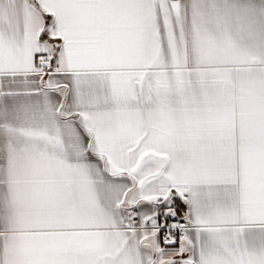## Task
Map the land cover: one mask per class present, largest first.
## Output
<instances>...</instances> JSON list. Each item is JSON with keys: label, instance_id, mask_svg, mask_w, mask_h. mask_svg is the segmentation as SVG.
<instances>
[{"label": "snow or ice", "instance_id": "snow-or-ice-1", "mask_svg": "<svg viewBox=\"0 0 264 264\" xmlns=\"http://www.w3.org/2000/svg\"><path fill=\"white\" fill-rule=\"evenodd\" d=\"M0 264H264V0H0Z\"/></svg>", "mask_w": 264, "mask_h": 264}]
</instances>
